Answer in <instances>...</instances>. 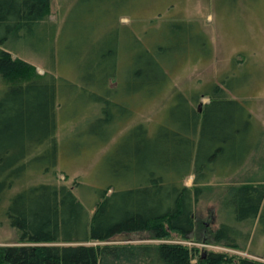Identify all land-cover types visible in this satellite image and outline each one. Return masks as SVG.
Returning <instances> with one entry per match:
<instances>
[{"label": "trees", "instance_id": "trees-1", "mask_svg": "<svg viewBox=\"0 0 264 264\" xmlns=\"http://www.w3.org/2000/svg\"><path fill=\"white\" fill-rule=\"evenodd\" d=\"M48 13L49 0H0V46L30 37ZM96 14L89 13L84 20L94 24L92 31L99 27L95 20L106 19ZM193 27L177 36L161 32V43L154 46L143 44L125 29L101 37L91 34L88 52L80 50L83 61L77 72L82 87L93 92L92 104L100 106V115L92 122L99 133L126 119L117 117L121 94L147 96L165 84L160 57L169 50L208 55L202 29L198 24ZM162 41L169 42L163 45ZM118 52L126 54L128 62L124 78L112 88L107 83L115 80ZM228 89L221 79L205 84L200 92H176L153 132L139 123L120 135L112 151L101 158L111 180L96 189L89 212L65 185L37 183L13 194L2 214L19 244L0 246V264H264L177 242L134 248L101 244L116 236L142 233L158 240L172 233L188 239L196 231L204 243L240 251L250 231L235 225L254 222L256 231L264 235V177L222 188L221 208L232 224L202 228L197 220L203 185L212 176L241 168L255 148L246 101L229 97ZM56 92L55 77L37 74L32 64L0 48V206L25 171L55 166ZM201 97L207 101L201 103ZM110 131L102 139L99 133L94 135L104 143L114 132ZM38 161L46 163L44 168L37 166ZM188 175L192 180L186 186L183 181Z\"/></svg>", "mask_w": 264, "mask_h": 264}, {"label": "rangeland", "instance_id": "rangeland-1", "mask_svg": "<svg viewBox=\"0 0 264 264\" xmlns=\"http://www.w3.org/2000/svg\"><path fill=\"white\" fill-rule=\"evenodd\" d=\"M77 2L78 0H49L48 15L36 26L30 37L7 40L0 46L9 51L12 57L32 64L37 74H51L55 77L57 89L54 114L57 143L55 166L45 171H25L22 180L6 192L0 206V246L19 244L17 233L2 214L13 194L37 183L65 185L89 212L96 200V189L103 182L111 180L101 158L112 151L119 136L139 123L144 124L148 132H153L160 118L163 115L165 117L170 99L176 92H200L205 84L221 79L229 87V97L246 101L253 122L255 148L241 168L232 173L210 177L208 183L203 185L206 189L196 204V212L202 228H214L218 223L232 224L227 212L221 208L222 188L264 177V0ZM94 11L97 12L95 17L103 16L106 19L103 22L95 20L99 27L92 31L94 24L84 20ZM196 24L202 29L209 44L208 55L189 50L180 54V51H174L175 48L161 56L165 64V84L151 90L147 96L142 93L121 94L118 100L121 109L117 112V117L118 120L126 119L115 125V130L111 128L114 132L106 142L99 140L96 136L100 132L99 128L92 126V122L100 115V106L92 104L93 92L82 87L77 72L78 64L83 61L80 50L88 52L91 34L101 37L114 29H118L120 33L125 29L143 44L154 46L161 43L158 40L161 32L177 36L182 32H190ZM119 38L121 42L122 34ZM168 42L164 41L163 45ZM182 48L180 46L179 49ZM127 62V55L118 52L117 73L115 80L107 83L108 87L114 88L115 81L118 84L124 78ZM206 101L207 98H200L201 103ZM109 131L106 128L103 133H99V137L102 139ZM94 132L97 134L94 135ZM36 164L44 168L46 163L38 161ZM191 180L192 175H188L183 183L189 186ZM235 226L240 230L250 231L249 239L240 251L204 243L201 238L197 239L196 231L188 239L172 233L168 239L158 240L142 233L116 236L101 244L113 248L122 245L134 248L135 245L177 242L197 247L198 250L222 251L264 263V235L256 231L254 222ZM123 264L127 263L124 261Z\"/></svg>", "mask_w": 264, "mask_h": 264}, {"label": "water", "instance_id": "water-1", "mask_svg": "<svg viewBox=\"0 0 264 264\" xmlns=\"http://www.w3.org/2000/svg\"><path fill=\"white\" fill-rule=\"evenodd\" d=\"M200 105H197V109H198V111H199V109H200V107H199Z\"/></svg>", "mask_w": 264, "mask_h": 264}]
</instances>
